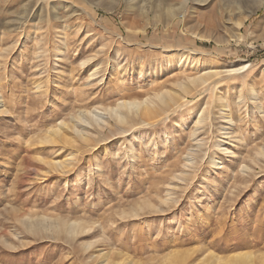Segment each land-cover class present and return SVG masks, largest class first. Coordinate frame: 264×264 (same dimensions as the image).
Returning a JSON list of instances; mask_svg holds the SVG:
<instances>
[{"label":"rangeland","instance_id":"374dc122","mask_svg":"<svg viewBox=\"0 0 264 264\" xmlns=\"http://www.w3.org/2000/svg\"><path fill=\"white\" fill-rule=\"evenodd\" d=\"M135 1L0 0V264H264V7L236 41L254 0L191 1L166 24ZM243 63L154 123L107 111ZM93 110L110 124L77 122Z\"/></svg>","mask_w":264,"mask_h":264},{"label":"bare ground","instance_id":"6f19581e","mask_svg":"<svg viewBox=\"0 0 264 264\" xmlns=\"http://www.w3.org/2000/svg\"><path fill=\"white\" fill-rule=\"evenodd\" d=\"M113 1H117V0H113ZM155 1L156 2L154 4L152 3V1H151V3L157 9V11H159V15L157 14V16H158V18L161 17L162 23L166 24V22L168 21L167 18H169V17L173 18V17L178 16V17L184 18V15L186 13V9H187V7L191 1L198 2V1H202V0H179L178 2H171L170 0H155ZM254 2L256 4L253 8L249 7L248 9H242L239 12L238 18L236 19V21H234V26L232 28L233 34L231 36L230 35L229 36L231 38L235 39L236 41H241L242 38L244 37L243 29H244L249 17H251L254 13H256L261 7H264V0H254ZM135 4H137V1H135V0H126V7L128 9L133 10L135 7ZM108 9L111 10V8H108ZM56 18H58V17L56 16ZM203 37L205 38L206 36L203 35L202 38ZM217 38H215V39H217ZM206 40H210V37ZM218 42H222V40L220 39V40H218ZM192 52L194 54H201V53H198L196 50H192ZM86 62H88V61H85L84 65ZM248 67H249L248 63H243V64H238V65H231V68H221L219 70H217V69L212 70V69L206 68L207 70L203 71V73L202 72L199 73L200 75L193 76L191 74L190 76L187 77V79H185L183 81L173 82L171 84L170 88L165 87L164 89H161L158 91L154 90L153 91L154 94L152 96L150 95L147 98H144L141 100L137 99V100L121 101V102H119V105L116 108H110V109H107V111H109V114L111 115L112 120L115 118L116 120H118V121H116L118 123L119 122L122 123L123 121H126L128 118L126 116V114H127L128 116H130L132 118L140 119L144 124L148 125V124H150V122H152V121L149 122L150 119H152L154 121L155 119H157L163 115L167 116L169 113H171L175 110H179V108H181V106H182L181 101L185 100V98L188 97V94H190L192 92H196L197 89H199V87H201V86L205 87V85H213L214 87H216L226 77H229L231 75H235V74H238L240 72L246 71L248 69ZM97 74H98V68H96L92 72L91 75H97ZM177 89L181 90L184 93V95L180 96V94H179V96H178L177 95L178 94ZM0 103H1V101H0ZM160 106H161L162 112L160 111V109H158ZM0 108H1V105H0ZM122 109H124V111H126L125 112L126 114H124V112L121 111ZM0 111H1V109H0ZM198 115H199V118H198V122L196 124L197 127L192 130L193 135H195L200 128L205 127V125L203 127H201L203 125L202 123H204L205 121H208V120H206L207 117H204L203 112L199 111ZM226 116H227V114L224 115V117H226ZM106 119L107 118L103 119V116L101 115L100 112L93 110L92 112H88L87 114L86 113L84 114L81 112L77 116L76 120L78 123L86 124L85 126L90 125L93 127L94 124H98V125L102 124L101 122H103L104 125L107 124V126H108L110 123ZM109 119H110V117H109ZM105 121H107V123ZM154 122H152V123H154ZM69 128L70 127L66 122H61L59 127L55 128V129L53 128V130L50 131V133H49L50 137L57 136L58 138L66 140L67 135H68L66 132H68L67 130H69ZM84 128L85 127H83L82 130H80V132L83 134V137L85 138L87 136V134L85 131L86 129H84ZM223 145H225V143H219L218 144L220 151L229 150L228 148L224 147ZM199 147L200 146L196 147V149H194V148L191 149L190 152L192 154L190 156L188 155V157H187V160L189 163H193L197 160L196 158H195L196 159L195 160L191 157L200 155L199 154V152H200ZM201 148H202V146H201ZM257 154L264 155V149H260L257 152ZM200 158H201V156H200ZM211 161H213L214 165H218V163L216 162L215 159H212ZM77 225H81V224L74 222L73 225H70L66 229L69 232H74V229ZM243 254H245V253H243ZM107 255H109V254L106 253L105 255H102V256H104V257H102V260L98 261V258H96V257L94 260H95V262L98 261V264H104V263L109 264V262L106 263L107 259H105ZM245 255H244V257H239V256L238 257H230L229 259L227 258V260H223L221 257H218L216 254L211 253L209 255L207 254L204 257H202L201 261H203V264H206L208 258H212L211 260L215 264H244L247 261L246 260L247 257H245ZM249 255H251V254L249 253ZM107 258H108V256H107Z\"/></svg>","mask_w":264,"mask_h":264}]
</instances>
